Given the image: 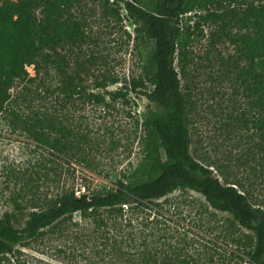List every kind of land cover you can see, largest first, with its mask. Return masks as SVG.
Masks as SVG:
<instances>
[{
  "label": "rangeland",
  "instance_id": "374dc122",
  "mask_svg": "<svg viewBox=\"0 0 264 264\" xmlns=\"http://www.w3.org/2000/svg\"><path fill=\"white\" fill-rule=\"evenodd\" d=\"M206 4L183 15L193 38L186 65L175 62L188 105L191 154L264 208V141L254 127L258 107L245 74L250 63L234 40L247 30L246 5L243 0ZM65 17L79 23L81 38H65L50 58L39 59L38 71L35 64L26 65L0 114V219L8 212L19 228L33 211L65 193L115 188L145 156L143 121L150 103L145 91L153 86L131 89V80L143 77L146 49L138 44L124 0H78ZM12 113L30 126L46 119L35 126L50 133L61 152L39 144L24 124L12 127ZM149 204L133 212L136 230L114 227L108 208L97 210L107 226L75 212L16 245L2 264H117L118 254L104 243L131 231L138 243L147 236L155 253L184 238L196 240L188 255L206 251L205 264H249L253 232L230 213L213 209L202 194L177 189Z\"/></svg>",
  "mask_w": 264,
  "mask_h": 264
},
{
  "label": "trees",
  "instance_id": "16d2710c",
  "mask_svg": "<svg viewBox=\"0 0 264 264\" xmlns=\"http://www.w3.org/2000/svg\"><path fill=\"white\" fill-rule=\"evenodd\" d=\"M77 1L0 0V114L10 98L9 89L17 78L26 74V65L35 64L38 71L39 59L50 58L51 50L56 52L65 38L73 41L81 38L79 23L65 17ZM216 1L124 0V9L135 24L138 44L146 49L143 77L133 78L131 89L146 88L147 83L153 86L145 91L150 103L143 121V161L125 175L126 179L118 180L115 188L80 195L70 191L59 196L48 208L33 211L22 228L16 227L13 216L6 212L0 219V264L16 245L36 238L43 229L75 212L92 216L98 226H107L108 219L99 215L97 210L108 208L114 213V227L126 225L136 230L133 212L142 207L149 208V202L177 189H191L202 194L213 209L230 213L239 225L252 231L254 246L248 263L264 264V208L253 205L236 185L221 182L208 166L191 154L188 105L175 62L178 58L186 65L184 62L189 58L188 48L193 38L189 18L184 22L183 15L198 6H206L207 2ZM243 1L246 9L242 22L247 30L234 40L240 44L250 63L245 74L258 107L254 127L264 141V0L259 5L251 0ZM125 86L128 89V85ZM118 95L124 94L120 92ZM12 116V127L16 129L25 125V131L39 144L61 150L50 133L35 126L46 119L36 120L30 126L17 114L12 113ZM126 213H130L129 217H124ZM146 226L147 223L141 225ZM143 232L142 229L140 233ZM133 233L131 231L122 240L108 237L107 240L111 241L104 243L110 242L111 249L118 254L117 264H205L202 261V254L206 253L204 249L196 251L198 256L196 253L188 255L190 244H196V240L183 238L180 243L156 250L157 254L152 252L147 236H142L138 243ZM16 264L27 263L18 261Z\"/></svg>",
  "mask_w": 264,
  "mask_h": 264
}]
</instances>
